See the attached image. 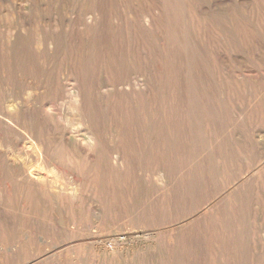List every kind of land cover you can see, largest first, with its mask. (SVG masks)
<instances>
[{
	"label": "rangeland",
	"instance_id": "obj_1",
	"mask_svg": "<svg viewBox=\"0 0 264 264\" xmlns=\"http://www.w3.org/2000/svg\"><path fill=\"white\" fill-rule=\"evenodd\" d=\"M99 1L130 29L87 46L79 0H0V264H264V0H152L148 46L143 0Z\"/></svg>",
	"mask_w": 264,
	"mask_h": 264
},
{
	"label": "bare ground",
	"instance_id": "obj_2",
	"mask_svg": "<svg viewBox=\"0 0 264 264\" xmlns=\"http://www.w3.org/2000/svg\"><path fill=\"white\" fill-rule=\"evenodd\" d=\"M79 1L81 2V8H82V13L80 14L81 16L79 18L81 19V22H83V24H84V30H85V32L84 31L83 32H80V36L79 37H80L81 41H83L85 44H87V46H94L95 45L96 36L98 34H100V32H102V30L104 29L103 28V25L104 24L107 25V29L109 30V32L111 33V35H113V38L115 40H117V39L120 40V37L119 36H114V33L118 32V34L122 35V28H124V29H130L129 25H123V23H122V21H121L120 18L118 19V21H113L112 8L109 7V6H104L103 3L100 2L99 0H79ZM116 1L118 2L119 6H122V7L128 6V4L125 5L124 3H122L121 0H116ZM185 1H188V0H185ZM57 2H56V4H57ZM153 2L154 1H152V0H143L142 3H141V12H140V15L141 16H139V18L140 17H143L144 22L141 21V23H139V28L143 32V38H142L143 46H146L147 42L150 39L149 36L151 37V34H152L151 31H152L153 24H156V21L158 23L160 21H162L163 19H160V17L163 18V13L166 11L164 7L160 8V11H159V9L157 8L158 6H156ZM164 3H167V2L165 1ZM156 4H158V3H156ZM55 6H53V7H55ZM184 7H186V6H184ZM189 7L190 8H193V4L191 3V0H189ZM155 9H157L158 11H155ZM184 11H186V10L184 9ZM193 11H196V9L193 8ZM157 14H158V16H157ZM85 19H87L88 22H85ZM129 20H130V18H129ZM140 24H141V26H140ZM100 25H102V26H100ZM42 30H44V28ZM40 36H41V39L44 40V41L47 40V41L57 42V37H56L55 33L50 34L47 31H41V35ZM24 38H26L27 40H29L27 38V35H24ZM11 40H12V43L14 44L13 46H18V43L19 42H25V40L23 39V37L20 34H18V36H16V38L11 39ZM189 41L192 43V46H185V51H186V63L188 65V68H189V71H190V65L192 63V61H191V55L193 53V49H191L190 47L193 48L194 43H193V41L191 39ZM189 41L187 39V42H189ZM111 42H112V40H111ZM127 46H131L130 40H128ZM147 46H148V44H147ZM188 50H192V52L191 51L188 52ZM145 51L146 50L143 49V52H145ZM164 52H165V50H164ZM124 56H125V59L128 62H131L132 55H131L130 48L127 49V52L124 54ZM12 57H14V56H12ZM117 63H121V62H119V61H115L114 62L115 65ZM97 64H98L97 67L101 68V71H102L103 68L105 69L104 72H107V73L110 70V67H109V65H108L107 62L106 63L105 62L104 63H101V62L98 63L97 62ZM208 69H209V72L206 71V73L210 74V70H211L210 67ZM77 72H78V78L81 79V81H82L81 86H83V88H82V94H80L81 96L84 97L83 98L82 112L83 113L85 112V114L87 115V118H89L90 121L92 122L94 120V118H93L94 115L91 113L90 107H88V106H87L88 110L85 111V106H86V104H88V98L92 95V92L93 91H92L91 87L85 83L86 82V80H85V74H84L85 71L82 70V69H77ZM161 80H162V78L159 79V81H160V83H159V86H160L159 90L163 88V83H162ZM202 83H204V82H202ZM200 86H201V91L198 92V91L195 90V83H194V81H192L190 78L186 79V81L184 82L185 100H186V102H185V109H188L187 113L189 112V114H190V112H192L197 107V105L200 104L199 99H202L203 97H204V102H203L204 108H207V107L213 105V98H211V95H209L210 92L207 91V90H205L204 87L201 84H200ZM191 87L193 89H191ZM178 97H179V94L178 93H175V94L171 95V99L173 101L171 102V107L170 108L168 107L167 103L166 104H163V102H159V101L151 102L150 105H149V107H148V110L151 113V118L152 119H160L161 118L160 113H162V115H163V113H165V115H167L168 112H171V110L174 111V108L177 105V98ZM195 100H198V102H195ZM134 103H135V105H136V107L138 109L144 110V108H145V105L144 104H141L140 103L138 105V101L137 100H135ZM195 103H197V105ZM106 104L108 105L107 102H106ZM188 117L189 116H187V118ZM149 120L150 119L145 120L146 127H148L150 125V121ZM188 123L189 124L192 123L190 117L188 118ZM28 126L30 127L29 130L32 133V135L33 134L34 135H37L35 133V130L32 127V124L29 123ZM117 127H118V125H117ZM140 127H141V125H140ZM151 132H152V130L150 132H148V133L145 132V135H149V136H144V139L149 144L152 143L151 142L152 136L154 137V135H151ZM142 134H143V132H142ZM225 213H226L225 211L221 212L222 216H220L219 219H223L225 217V215H226ZM18 239L20 240L21 238L18 237ZM170 247L171 248H170V251L169 252H171V254L174 255L175 251H173V250L176 249V251H177V249L180 247V245H179V243H176L173 239H171L170 240ZM169 254L170 253H168V256L169 257L172 256V255H169ZM172 258H173V256H172Z\"/></svg>",
	"mask_w": 264,
	"mask_h": 264
}]
</instances>
